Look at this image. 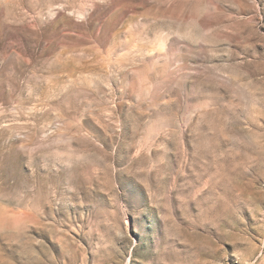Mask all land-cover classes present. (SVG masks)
<instances>
[{
	"label": "rangeland",
	"instance_id": "obj_1",
	"mask_svg": "<svg viewBox=\"0 0 264 264\" xmlns=\"http://www.w3.org/2000/svg\"><path fill=\"white\" fill-rule=\"evenodd\" d=\"M0 264H264V0H0Z\"/></svg>",
	"mask_w": 264,
	"mask_h": 264
}]
</instances>
